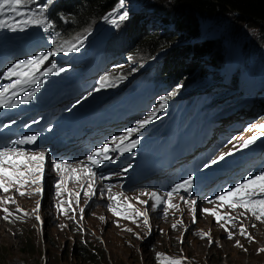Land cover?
<instances>
[{
	"label": "rangeland",
	"instance_id": "obj_1",
	"mask_svg": "<svg viewBox=\"0 0 264 264\" xmlns=\"http://www.w3.org/2000/svg\"><path fill=\"white\" fill-rule=\"evenodd\" d=\"M130 1L123 0L119 9H124ZM135 1L137 3L135 7L132 6V12L142 11V6L147 2L148 6L160 11L169 10L173 3L172 0ZM35 7L36 4L29 7L28 10L34 11ZM239 18L232 13L225 12L217 17H211V23L199 32L202 36H196L194 42L200 38L215 37L220 44L218 51L224 43H227L226 52L222 49L224 57L230 51L234 52L237 57L227 62L229 66L226 68L227 77L231 76L232 72H237L234 76L235 80L242 81V85L244 83H259L258 90L254 94L237 92L232 89L226 90L230 88V84L227 77L225 79L221 77V69H219L216 77L213 75V79H206L202 74L201 82L195 80L189 85V87L196 88L197 93L195 91L190 93L186 89L178 97L170 98L165 90L153 100L151 112L144 119H148L154 110V117H156L157 109L169 107V110L177 112L176 107L180 104H183V107L187 105L189 97L194 93L205 94L211 91L216 95L212 103L219 102L222 107H227L225 111L218 114L238 110L239 112L232 118L250 121L247 123L246 131L240 133L238 139L233 143L234 147L243 141H248L253 136L261 138V141L264 142V130L261 129V126L264 125V76L261 79H251L244 68L245 62L243 61L247 48L256 52V47L264 42V35L259 26L244 24ZM30 26L35 27L36 25ZM99 27L100 25L95 32ZM31 32L36 31L31 30ZM94 33L87 35V38L93 37ZM111 35L112 37L108 39L104 49L115 53L107 57L108 61L105 60L108 63L106 73L110 75L123 68H129L131 74L136 73L141 62L139 60L129 61L119 53L121 47H126L128 41L126 42L119 28L115 27ZM189 39L190 34L182 37L176 45H184ZM157 60L158 58H155L154 62ZM213 65H216V62L203 59L201 67L211 74L213 69L210 67ZM150 67L152 65L145 71L138 72L137 77L149 76L147 69ZM111 71L112 73H110ZM149 77L153 83H157L153 77ZM161 97H167L163 108L161 104L164 102L161 101ZM238 98L242 102L250 101L244 110L240 111L237 105L230 106ZM195 107L196 105H193L190 110L194 111ZM187 112L181 113L182 121L186 120ZM193 116L192 114L191 117ZM252 128L253 131L249 133ZM255 142L257 140L253 143ZM47 191L41 208H39L38 199H35L33 193L28 195H19V192L12 193L5 196V199L8 200L0 203V264H93L71 255L73 246L77 243L79 245L90 243L93 253L100 252L102 254L103 252L105 254L103 258H100L101 260L98 258L95 264H167L169 259L180 260L182 264H264V220L248 219L246 223H238L233 230L228 227V231L222 230L207 218H198L195 223L191 220L189 225L186 222L178 223L179 225L173 228L176 223L170 219H164L160 215L149 218V221L153 222L147 225L143 220L138 224L132 221H119L120 226H117L108 222L104 214L106 211L93 202L89 209L83 212L82 219L78 213L73 217L70 215L68 221H62L59 220V218L62 219L60 216L56 217L53 213L51 191L50 189ZM13 199L14 203L5 202ZM18 206L23 208V213L12 214V210H16ZM4 208H8L11 213L8 219L4 218L8 215L3 211ZM101 214L104 215L100 219ZM253 225L255 226L253 227ZM241 226L245 229L246 235H241ZM229 232L232 235L231 239L228 238ZM26 240L32 241L29 243L30 245ZM22 247H25L28 253H23L20 250Z\"/></svg>",
	"mask_w": 264,
	"mask_h": 264
},
{
	"label": "trees",
	"instance_id": "obj_2",
	"mask_svg": "<svg viewBox=\"0 0 264 264\" xmlns=\"http://www.w3.org/2000/svg\"><path fill=\"white\" fill-rule=\"evenodd\" d=\"M120 1L42 0L43 3L45 2L44 7L47 8L49 20L61 35L66 36L60 40V45H63L67 39H72L73 42L77 38L89 34L107 13L117 7ZM172 2L167 11L153 10V13L159 16L163 22L160 26L165 29V34H161V30L155 28L156 25L151 20L143 21V17L131 15V13L123 23L127 38H132L137 44V47H133L130 51L129 57L142 61L140 66L149 63L150 59L158 55L165 54L155 69L159 73L157 79L174 84L171 98L186 89L190 92L195 91L196 88L189 87V85L195 80L201 82L202 74L206 79L210 78V74L201 68L200 62L203 59L222 63L225 58L223 50L226 52L227 43H224L218 51L220 44L215 37L203 38L201 41L192 43L193 38L199 35L200 22L204 17H217L224 12L232 13L234 16L240 17V21H243L244 24L259 26L264 35V0H172ZM189 34L190 39L187 43L176 45L182 37ZM243 61L245 62L244 68L250 77L261 79L264 76V42L256 47V52L247 48ZM129 72V68L117 71L113 76L114 82L119 83V77L124 79L128 77ZM231 89H236V87L232 86ZM212 99L213 96L207 94L191 95L187 104L197 103L198 109L194 111L201 110L203 114L214 113L222 109L218 106L219 104H213L210 107ZM26 242L29 244L32 241L26 240ZM20 250L23 253H28L25 247ZM71 255L93 264L97 262L98 258L101 260L100 258L105 256L103 252L102 254L100 252L93 253L90 243L86 245L77 243L73 246Z\"/></svg>",
	"mask_w": 264,
	"mask_h": 264
},
{
	"label": "snow or ice",
	"instance_id": "obj_3",
	"mask_svg": "<svg viewBox=\"0 0 264 264\" xmlns=\"http://www.w3.org/2000/svg\"><path fill=\"white\" fill-rule=\"evenodd\" d=\"M122 2V0H121ZM34 3V0H0V29L7 28L11 31H23L30 25H36L43 27V30L48 32L50 31V24L47 17L44 15L47 12L46 7H40L36 11L24 12L21 9L28 8L29 4ZM109 15H113L110 13ZM17 17H23V19H17ZM127 17V13L124 12L119 16L120 20H124ZM107 19V17H106ZM55 43V42H54ZM83 40L77 38L76 41L67 43L66 45H61L57 48L49 50L45 53H40L34 58L29 60H21L10 67L6 71L0 73L4 79L8 80V83L0 85V106H13L10 103L11 97L17 94L19 88L24 87L26 83H30L35 79V73L39 71L40 66L43 65L46 61H49L50 57L58 55L60 52H71L79 51L80 46H82ZM55 67V65H53ZM51 71V68L48 69ZM109 77L104 76L99 82V87L103 88L108 85ZM99 90V89H97ZM30 96H25V100L29 99ZM162 102L161 107H164V104L167 101V97L160 98ZM155 116V110L150 114L148 119L140 120L136 127L130 128L127 130L125 136L118 137L120 144L117 145L115 151L122 153L123 151H130L139 141L131 140L127 146L124 144V141L131 137L132 134L138 132L145 125L152 122V118ZM261 129L264 130V125L261 126ZM257 139L256 136L251 137L248 141L244 143V147H247L248 144L253 143ZM38 136L25 135L22 138L8 141L6 143H0V190L4 193L10 191L13 186L19 185L20 187L25 186L31 178L33 184H39L42 180L45 167V158L46 153L43 150L37 149L36 151L29 152L26 149H23V145H33L36 144ZM112 149L110 148L108 142L101 147H98L93 154L88 155L87 160L93 164H99L100 158L104 160H111ZM220 160L224 159V156L219 157ZM218 161L216 159L211 160V164H216ZM66 165L61 162H55L52 167L53 170L59 171L64 168ZM207 166V165H206ZM73 171H76L73 169ZM62 182V181H61ZM191 179H186L183 183H178L175 185V188L167 193V199L165 200L157 193H152L151 196L154 201L159 203H167L168 207H175L171 203V197L175 191L184 189L188 191L191 188ZM57 189L60 187V183L56 185ZM89 187H91L89 185ZM35 191H41L40 188L35 189ZM19 195H25L24 192H19ZM147 195V193H145ZM79 196V193H77ZM110 199L116 200L117 197H110ZM216 199L224 203H227L232 209L237 207L243 208L245 211L250 210L252 215L256 219H261L264 217V173L258 174L254 177H248L247 179L239 182L237 185L230 187L228 190L222 191V193L217 194ZM7 203H14L13 200L5 201ZM146 203V201H141ZM212 201H209L211 203ZM195 205L196 201L192 200L191 202ZM128 208L131 209L132 205L128 204ZM116 215L120 213L115 208H111ZM167 210V209H166ZM3 211L7 213L4 218L8 219L11 213L8 208H4ZM17 211H23L22 209H17ZM195 212V209L192 210ZM204 213H210L215 217L216 222L219 224L223 216L219 215L215 210L212 209H202ZM67 214V212H65ZM140 216H145L143 212L137 213ZM39 219V217H37ZM128 218V217H125ZM233 217H228V222H234ZM144 223L147 225L149 223L148 219H144ZM193 223H195V216H193ZM255 225H253L254 227ZM176 225H173L175 228ZM228 231V228H225ZM241 235H246L245 229L243 226L240 228ZM228 238L231 239L232 235L229 232ZM167 264H182L180 260H171L167 261Z\"/></svg>",
	"mask_w": 264,
	"mask_h": 264
},
{
	"label": "bare ground",
	"instance_id": "obj_4",
	"mask_svg": "<svg viewBox=\"0 0 264 264\" xmlns=\"http://www.w3.org/2000/svg\"><path fill=\"white\" fill-rule=\"evenodd\" d=\"M122 46H124V45H122ZM209 79V78H208ZM223 91V90H222ZM217 99V98H216ZM259 105V104H258ZM261 105V104H260ZM255 106V105H254ZM110 115H112V113L110 112L109 113ZM16 116H18V118L21 116V114H20V116H19V114L18 115H16ZM244 124L245 123H247V122H243ZM251 131H253V128H252V130H250V132L249 133H251ZM257 140V142H261V138H257L256 139ZM234 143V142H233ZM138 161V157H131L130 159H129V164L130 165H133V164H135L136 162ZM139 164V163H138ZM138 164H136V165H134L133 167H136ZM257 168H260V169H263V168H261V165L259 164V165H255L254 166V169L253 170H251V171H248V172H243V173H241V175H239V177H242V175L243 176H245V177H251L252 175H253V172L257 169ZM188 170V171H187ZM191 170H189V166H187V167H185L181 172H183V173H185V172H190ZM259 172V171H258ZM149 174H153V172L152 171H150V172H148ZM241 181H243V180H241V179H236L235 180V182H241ZM220 187L221 188H226V187H228V182H225V183H222L221 185H220Z\"/></svg>",
	"mask_w": 264,
	"mask_h": 264
}]
</instances>
